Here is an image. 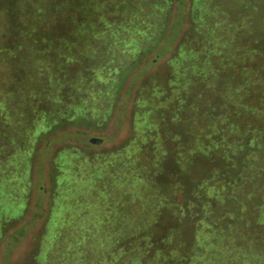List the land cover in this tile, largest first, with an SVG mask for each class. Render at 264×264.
<instances>
[{
    "label": "trees",
    "instance_id": "obj_1",
    "mask_svg": "<svg viewBox=\"0 0 264 264\" xmlns=\"http://www.w3.org/2000/svg\"><path fill=\"white\" fill-rule=\"evenodd\" d=\"M21 1L32 10L21 21L19 11L14 13L11 20H19L17 41L0 45V250L4 244L10 246L23 238L27 225L45 212L43 231L36 239L37 252L42 253L39 260L31 257L34 264H116L136 247L141 250L136 258L139 264H149L160 252L175 264H188L190 241L174 242L169 238L173 226L162 217L169 210L171 218L189 229L193 237L220 229L242 232L250 239L255 237L253 232L260 231V244L264 245V49H260L258 63L250 55L241 62L236 53L237 42L231 38L233 28L225 24L230 16L215 12L217 8L213 11L217 0H198L202 2L199 7L188 2L179 4L177 0L13 3ZM76 4L87 12L85 16L73 9ZM53 11L71 12L67 21L73 22V32L80 41L67 42L71 35L60 34L50 25L65 23L60 16L57 20ZM245 15L242 13V17ZM187 18L190 22L186 28ZM108 24L118 26V38H124L123 31L127 29L133 33L132 53L125 60L110 58L113 51L108 45L100 49L93 43ZM198 33L204 35L203 45L193 39ZM56 38L63 43L54 42ZM169 53L172 55L165 62L168 71L148 75L150 67ZM7 59H14V63ZM229 62L233 64L231 71L226 66ZM53 66V72H58L62 79L58 78L55 84L51 70L46 69ZM254 69H260V77L248 79L247 71ZM226 71L229 73L225 75ZM30 72L32 80L26 77ZM6 73L12 75L11 80L4 78ZM8 83L14 89L5 92ZM136 86L137 95L132 97ZM196 91L209 94L205 102L207 108L210 104L208 109L198 108L201 99L200 95L194 96ZM130 102L132 134L125 144L110 153L90 150L93 142H101L93 132L105 129L114 111L125 109ZM251 105L260 110V115H248L246 119L245 110ZM163 112L174 113V122L177 115L190 112L192 118L202 123L197 124L195 134V124L182 126L180 133L176 130L180 125L172 123L173 129L183 134L177 135L161 128L159 119ZM14 114H21L23 119L14 122ZM229 124L236 133L246 132L255 145L229 150ZM39 126L43 127L40 132L36 130ZM202 127L207 128L205 133L201 132ZM33 130L37 142L31 141L34 145L23 156L26 161H20L22 143ZM244 139L240 138L239 143L244 144ZM65 140L70 143L58 150L61 158L52 165L57 173L55 186L66 193L64 198L55 200L43 191L48 186L41 187V191L37 188L45 177H40L36 169L41 155L38 151ZM40 141L45 142V147L37 149ZM70 160L92 169L84 188L75 184L81 190L79 202L69 194V187L74 184L67 183L65 174L61 177L63 165ZM163 162L167 165L161 167ZM44 163L45 160L41 161L40 166ZM125 166L130 168L124 169ZM95 170L98 172L93 174ZM111 171H115L117 182L126 189L113 192L110 185L109 190L105 177ZM166 173L170 174L167 179ZM53 181L54 178L52 184ZM128 184H135V199L155 197L158 202L159 197L163 198L155 203L153 216L132 219L125 215L121 207L129 200ZM34 190L38 201L31 208ZM47 194L49 206L43 204ZM99 194L107 197L103 204L110 203L114 218H86L84 213L94 212L89 210L88 203L103 202L104 197ZM73 201L76 203L70 207L67 203ZM54 204L64 211L53 210ZM29 209L34 211L33 218L18 226ZM260 215L259 220L256 216ZM173 245L176 246L168 250Z\"/></svg>",
    "mask_w": 264,
    "mask_h": 264
},
{
    "label": "rangeland",
    "instance_id": "obj_2",
    "mask_svg": "<svg viewBox=\"0 0 264 264\" xmlns=\"http://www.w3.org/2000/svg\"><path fill=\"white\" fill-rule=\"evenodd\" d=\"M197 1L198 0H177L179 4L188 2V3H191V6L195 7L196 5L199 7V5L202 2L200 1L197 2ZM23 4L24 3L22 1L21 3L19 2L13 3V0H0V18H1L0 45L8 46V45H12V43L17 41L16 38L18 36V33H15V32L18 27L16 24L19 22V20L21 21L22 16L25 17V14H29V12H31L30 10H32V7H29L27 4L25 5ZM77 5L78 4L73 6V9L74 8L77 9L79 16H85L87 12L84 11L83 7L82 8L76 7ZM213 6H212L213 11L215 8H217L219 10L215 12H219V14H227L228 16H230L228 17V20L225 24H227L228 27L233 28L234 32L231 33V38H234L235 41L237 42L236 53H237V56L239 55V58H242L241 62L245 59L246 55H250L251 56L250 58H253L258 63V60L260 58V49L261 50L264 49V0H217L216 3L213 4ZM17 11H19L17 14L19 16L18 18L19 20L13 22L11 18L13 17L14 13H16ZM204 11H207L206 8ZM70 13L71 12H67V11H59V12L53 11L54 17L57 18L58 20V17L60 16L61 19L65 20V23L60 24L57 22H52L50 23V25L54 27L55 29H57L60 34H64V35L70 34L71 38L70 39L67 38L68 39L67 42L68 41L70 42L72 39H77V41H80V38L77 37V35L73 32V27H74L73 22L67 21L69 19V17L67 16ZM242 13L244 15L246 14L245 17L247 18L249 17V18L246 19L245 17H242ZM4 19L6 21L2 22ZM186 21L187 22L185 23V27L187 28L190 22V19L187 18ZM106 26L104 27V29H101L99 37L98 38L96 37L93 43H95V45L98 46L100 49L101 48L104 49L108 45L109 48H111V50L113 51L112 56H110V58L115 57L116 59L121 58L125 60V58H127V56H130L132 53L131 51H132L133 46L130 43V38L133 34L132 31H130L129 29H127L126 31H123L125 33V37L121 39L117 37L118 32L120 30V29L116 30L118 29V26H112V25H109L108 27ZM121 28H126V27L122 26ZM3 34L7 36L1 37ZM180 38L181 37H179L178 39L179 41H180ZM196 38L193 37V39L196 42H198L200 45H203L204 35L201 33H198ZM52 42H53V39H52ZM54 42H58L59 44L63 43L60 40V38L54 39ZM250 43H253V44H250ZM250 49H255L253 52L254 54L250 52ZM171 55L172 54L169 53L166 56L158 59L154 63V65L150 67L148 75L151 76L155 74H159V75L165 74L168 71V69L166 68L165 62H166V59L170 57ZM7 60L9 61L10 59H7ZM13 63H14V59H11L10 64H13ZM108 65H111V63H108ZM232 65H233L232 62H229V64L226 63L227 70L231 71L233 69ZM226 66H225V70H226ZM46 69L51 70L49 71V73L50 75H52L51 81L53 84L58 83L57 81L58 78L62 80L61 75H59L58 72H53L54 66L50 68H46ZM259 71L260 69L248 70L247 71L248 79H250V77H260V74H258ZM170 72L173 73L172 68ZM228 73L229 72L226 71L225 75ZM30 74L32 75V73L30 72L29 75H27L26 77H28L29 80H32L31 79L32 76ZM10 75L11 74L6 73L4 78L6 80L8 79L11 80L12 75L11 76ZM73 81L74 80L70 81V83H73ZM13 89H14V86L8 83V87H5L4 91L5 92L13 91ZM137 92H138V87L136 86L132 92L133 93L132 97L136 96ZM195 94L194 96L196 97H199L200 95V99H201V100L199 99L200 102L198 103V108L205 107L206 109H208L210 104H208V108H207L205 106V102L208 100L209 94L206 92H197V91ZM211 94L213 95V98H214L215 94L214 93H211ZM219 98H221L220 95H218V98H217L218 101H220ZM127 99L128 98L126 96L125 100ZM211 99L212 97L210 98V100ZM194 102H197V101H194ZM217 103H220V102H217ZM217 107L216 108L210 107L211 108L210 110L216 111ZM230 107L227 106L226 108L228 109L229 112L231 111ZM252 107L253 106L251 105L249 106L248 109L245 110L246 113H245L244 118L247 119L248 115H260L259 113L260 110L254 109ZM132 112H133V105L131 104V102L123 110H118L117 108L114 111L113 116L110 118L109 123L105 127V129L93 132V136L101 138V142L99 141L96 142L97 140L93 142L94 144L90 147V150L92 149V151H95V152L110 153L114 149L116 150L121 144H125L129 136L132 134L131 132V124H132V116H133ZM163 114L164 116L159 119L161 128H163L167 132L176 133L177 135H183V134H180V133H183L184 128H182V126L185 127V125L189 123L196 125L197 130L194 132L191 131L192 133L195 134L197 133L198 127H199V125L197 124L202 123L197 118H196L197 120L192 118V115L190 112H185V113H181L177 115L175 122L171 119L174 113L163 112ZM246 114H247V117H246ZM13 118H16L14 122H18V120L23 119V116L21 114H14ZM172 123L174 125H178V124L180 125L181 128L179 127V129H176L180 131V133L176 132L173 129ZM232 126L233 125L229 124V130H228V135L230 138L229 143H228L229 150H233V149L237 150L238 148H241V147L243 148L245 144L246 145L252 144L253 146L255 145L254 139H249L248 134L246 132L236 133V131H232ZM41 128L39 126L37 127L36 130L40 132L39 130ZM200 130H202L201 131L202 133H205L207 131V128L202 127ZM240 138H245L244 141L246 140V142L242 141L244 144H240L239 143ZM36 139H37V134L34 130L27 133L22 143V147H24V149L21 148V151L19 152L20 157L18 159H20V161L24 160L23 156L24 154H26L25 152L28 150V148L34 145V144H31V141H34L36 144L37 142ZM258 139L260 140V137H258ZM68 143L70 142L68 140H65L60 143H55L54 145L51 144L49 148L47 149H42L43 147H45V142L40 141L39 143H37V149H42V150L38 151L41 155L37 159V161H39L40 163L37 162L38 164L36 166V169L40 177L45 176L43 180H41V178L38 177L39 181L41 180L43 186L41 185V183H38L37 188L38 190L41 191L42 190L41 187L48 186V187L43 188V191L46 190L49 193V195H51L52 198H54L55 200L64 198L66 190L64 191V189L60 186H55L56 185L55 176L57 173L53 169L52 164L55 165V163L59 162L58 160H60L61 154L60 153L58 154L57 152L58 150H60L62 147H64ZM26 159L27 157L25 158L24 161H26ZM44 160H45V163L43 167H41L40 166L41 161L43 162ZM166 165L167 163L163 162L161 167H164ZM63 166L65 170H62L63 176L61 177L63 178L65 174L67 183L72 182L74 184L71 187H69V194L71 196V199H73L74 201L77 200V202H79L81 199L80 198V195H81L80 187L84 188V186L88 184L87 178L90 177V173L92 169L88 168L86 165L77 166L73 164L72 160H70L69 163L64 164ZM129 168L130 166L124 167V169H129ZM206 171H209V170L206 169ZM68 172H74L75 174L68 175L66 174ZM97 172L98 171L95 170L93 174ZM114 172L115 171L109 172V175L105 177L106 178L105 181L108 184L107 186L109 187V190H110V185H111L112 191L116 192L118 188L122 189L123 186L125 187V185H122L119 182H117L116 174ZM195 174L196 176H198L199 171H196ZM168 176L170 177V174L166 173L165 179H167ZM38 178L37 176H34L35 180H37ZM52 178H54L53 184L51 182ZM131 182L133 183L132 179H131ZM78 183H80V187L75 188L76 187L75 184H78ZM130 185L132 186V188ZM134 185L135 184L127 185V191H128L127 195H128L129 200L127 201L126 204H124L121 207L122 209H125V212H126L125 215L128 214L129 218H132V219L136 217L137 219H141L149 214L153 216L152 214L156 213L155 208H153L155 206V203L157 204L159 203V201L161 202L163 198L159 197L158 202H155V197H153L154 200L151 197L147 199L142 198L140 200L135 199L136 197H135L134 190L136 187H134ZM123 189H126V188H123ZM98 191L102 193V190H98ZM153 194H155V191ZM49 195L47 194L44 197L45 200H43V204H45V206H49L51 203L49 202ZM99 196H102V194H99ZM41 198L42 197H40L39 200ZM106 199L107 197L105 196L103 198V202H100L99 200V202H97L96 204H92V202L88 203L87 207H89V210H92L94 212L84 213L86 214V218H88V216L91 217L93 215H95V217L99 219L114 218L115 216L112 215L111 210L109 209L111 208L110 203L103 204L106 201ZM148 199H152L153 202L152 200H148ZM37 201L38 199L36 196V190H34V192L30 196V202L32 205L31 208H34V204ZM74 201L69 202L67 204L70 205L71 207L76 203ZM150 205H153V206L150 207ZM53 206H54L53 207V210H54L55 208H58L57 206H59V204L57 205L54 204ZM148 207L150 208V210ZM58 210L60 212L64 211L62 207L58 208ZM33 212L34 211L32 209H29L28 212L25 214V217H23L21 221H19L21 223H18V226L23 225L29 220H31L33 218ZM36 212H37V209H36ZM65 214L66 212L64 213V215ZM171 215L172 213L169 210L165 216H162L164 217V221L169 220L168 221L169 226H173L172 231L168 232L170 233L169 238L173 240L174 242L180 239H187L190 241L191 249L187 251L188 253L189 252L190 253L188 254L187 256L188 258L186 260L188 264H264V245L261 246L260 244V235H259L260 231H259V234H257L256 232L255 233L253 232V235L255 237L250 238V239H248V236L244 235L242 232L233 233L230 231L220 230V229L218 230L214 229L210 233L204 232L203 234H201L202 233L201 232L199 233L197 237H193L189 229H185L186 227L184 228L178 221L171 218ZM46 218H47V213L45 212L43 216L38 217L32 224L27 225V231L25 233L26 235L23 236V238H21L18 242L10 246L9 245L7 246V243L4 244V246H2L0 250V264H34L31 258L32 256H35V258L36 259L38 258L39 260L42 252H37L36 239L43 231V226H44V222L46 221ZM256 218L260 220L262 218V215L256 216ZM12 226L14 225L12 224ZM167 230L168 229L166 228L164 231L165 234H167L166 233ZM176 245H173L172 247L170 246L168 250H172V248ZM140 253H141V250H139V247H136V249L131 250L128 254H126L125 257L120 258V261L116 264H139L136 258L139 256ZM162 253L161 252L157 253L156 258L151 259L149 261L150 262L149 264H175V261L168 258L167 256H164Z\"/></svg>",
    "mask_w": 264,
    "mask_h": 264
}]
</instances>
